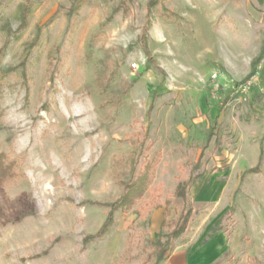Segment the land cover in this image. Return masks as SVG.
Masks as SVG:
<instances>
[{
  "label": "rangeland",
  "instance_id": "obj_1",
  "mask_svg": "<svg viewBox=\"0 0 264 264\" xmlns=\"http://www.w3.org/2000/svg\"><path fill=\"white\" fill-rule=\"evenodd\" d=\"M148 1L0 0V154L14 177L0 185V264H154L164 209H135L190 173L202 176L172 253H194L221 218L209 264H264V0ZM148 16L152 64L137 44ZM158 154L142 200L102 229L129 161L137 174Z\"/></svg>",
  "mask_w": 264,
  "mask_h": 264
},
{
  "label": "trees",
  "instance_id": "obj_2",
  "mask_svg": "<svg viewBox=\"0 0 264 264\" xmlns=\"http://www.w3.org/2000/svg\"><path fill=\"white\" fill-rule=\"evenodd\" d=\"M159 1L161 0H149L146 5L148 11H151L153 8H155ZM149 25L150 18L148 16L142 34L137 40V44L142 47V51L147 58V63L152 64L153 60L150 57L146 37L147 28ZM130 49L132 48L130 47ZM254 64L255 61L252 63V65ZM134 83L135 82H133V84ZM133 84L129 85V90ZM127 91L128 90H126V92ZM1 158L5 157L0 154V185H2L3 181L5 180L14 179L12 176H4L3 172L5 170L4 167L6 163ZM160 159V155L158 154L151 159L144 158L143 162L140 164L136 163L139 165L137 174L135 173L132 159L129 161L131 164L129 180L123 182V191L121 195L110 205L109 213L102 229H107V227L112 225L113 214H115L117 211L126 213L129 210H132L142 200L144 194L147 192L153 182L155 169L160 162ZM197 167L198 164L193 167V170H195ZM201 176L202 173L192 175L190 173L186 177L178 180L171 198L166 199L163 205L160 203L154 205L153 202H148L147 204L135 209L136 220L143 219L144 221L146 220L147 215H149L153 209H159L162 207L164 209V219L161 223L160 229L154 235V240L149 243L148 247L150 252L147 255V259L149 261L155 260L154 264H161L168 258L174 249L175 242L179 240L186 231L193 213L192 205L189 199V191L195 181ZM178 204H181V207H179ZM221 220V218L218 219L211 226L208 232L209 236H213L217 232L221 231Z\"/></svg>",
  "mask_w": 264,
  "mask_h": 264
},
{
  "label": "crops",
  "instance_id": "obj_3",
  "mask_svg": "<svg viewBox=\"0 0 264 264\" xmlns=\"http://www.w3.org/2000/svg\"><path fill=\"white\" fill-rule=\"evenodd\" d=\"M209 229L199 245L194 248V253L191 254L190 251L193 248L181 247L178 250H174L173 253L171 252L172 254L170 253L168 258L163 261V264H209L218 255L219 248L223 243V240L217 236L220 231L213 236H209Z\"/></svg>",
  "mask_w": 264,
  "mask_h": 264
},
{
  "label": "built area",
  "instance_id": "obj_4",
  "mask_svg": "<svg viewBox=\"0 0 264 264\" xmlns=\"http://www.w3.org/2000/svg\"><path fill=\"white\" fill-rule=\"evenodd\" d=\"M211 87L212 89L216 92L217 90H219L220 88L222 89V87H224V85H222L221 83H219V80H218V77L216 74H213L211 76ZM248 84H245V85H240L238 86L237 90H235L236 92H245L248 88L247 86Z\"/></svg>",
  "mask_w": 264,
  "mask_h": 264
}]
</instances>
